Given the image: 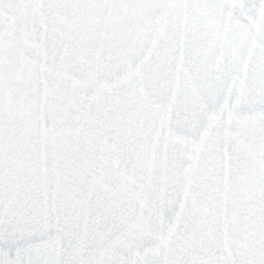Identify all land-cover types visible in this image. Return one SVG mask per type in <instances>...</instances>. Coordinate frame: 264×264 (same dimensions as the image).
Returning <instances> with one entry per match:
<instances>
[{
	"label": "snow or ice",
	"instance_id": "obj_1",
	"mask_svg": "<svg viewBox=\"0 0 264 264\" xmlns=\"http://www.w3.org/2000/svg\"><path fill=\"white\" fill-rule=\"evenodd\" d=\"M0 264H264V0H0Z\"/></svg>",
	"mask_w": 264,
	"mask_h": 264
}]
</instances>
